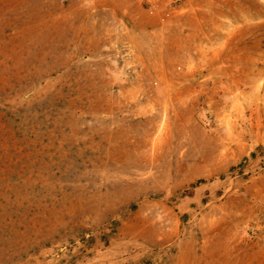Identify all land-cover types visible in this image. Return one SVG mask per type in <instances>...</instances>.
Instances as JSON below:
<instances>
[{
  "label": "rangeland",
  "instance_id": "1",
  "mask_svg": "<svg viewBox=\"0 0 264 264\" xmlns=\"http://www.w3.org/2000/svg\"><path fill=\"white\" fill-rule=\"evenodd\" d=\"M0 264H264V0H0Z\"/></svg>",
  "mask_w": 264,
  "mask_h": 264
},
{
  "label": "built area",
  "instance_id": "2",
  "mask_svg": "<svg viewBox=\"0 0 264 264\" xmlns=\"http://www.w3.org/2000/svg\"><path fill=\"white\" fill-rule=\"evenodd\" d=\"M63 1V0H62ZM153 1H156V0H153ZM153 3V5L151 6V9L149 10V12H150V14H152L153 13V8H154V2H152Z\"/></svg>",
  "mask_w": 264,
  "mask_h": 264
}]
</instances>
